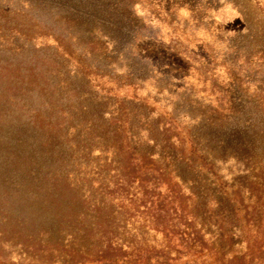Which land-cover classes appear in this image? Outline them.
Masks as SVG:
<instances>
[{
  "label": "trees",
  "instance_id": "16d2710c",
  "mask_svg": "<svg viewBox=\"0 0 264 264\" xmlns=\"http://www.w3.org/2000/svg\"><path fill=\"white\" fill-rule=\"evenodd\" d=\"M222 1L246 18L245 0L154 6L167 16L185 7L200 24ZM140 10L139 0H0V236L22 258L171 264L173 243L201 246L195 226L205 210L247 201L245 183H223V171L260 185L264 29L238 34L224 52L192 50L189 29L174 28L166 45ZM41 30L53 46L34 44ZM220 67L227 83L205 89L209 115L184 111L190 104L156 117L138 95L156 71L201 80ZM151 234L162 235L160 251L147 246Z\"/></svg>",
  "mask_w": 264,
  "mask_h": 264
},
{
  "label": "rangeland",
  "instance_id": "374dc122",
  "mask_svg": "<svg viewBox=\"0 0 264 264\" xmlns=\"http://www.w3.org/2000/svg\"><path fill=\"white\" fill-rule=\"evenodd\" d=\"M157 1L166 4L165 7H168V2L172 3V0H139L143 9L140 10V13L145 17L146 31L151 35L163 36L166 45L169 44L174 28L189 29L191 33L189 45L192 50L206 45L208 49L220 53L226 51L229 40L238 34L245 35L247 29H255L256 32L264 29V0H245L246 18L237 7L232 4H223L224 1H222V7L206 16L205 19L203 17L200 24H197L185 7L179 8L178 11L167 16L154 6ZM157 16L160 17L159 20ZM151 20L152 22H150ZM98 29L101 31V41H105L106 38L102 35L104 29ZM39 33L42 36L35 40L36 46L54 45L55 42L47 36L45 30H41ZM151 43L154 44L152 40L146 42L148 45ZM157 58L159 59V57L153 56V61L161 64L162 60L158 61ZM221 62L220 59L219 63ZM163 66L165 65L163 64ZM224 70L225 68L220 67L216 71V78L211 79L209 72L201 80L193 74L185 80L159 79L156 71L154 79L148 80L137 93L140 98L149 100L147 108L156 117L159 112L172 111L174 107L183 110L192 104L190 109L184 111H192L200 118L204 115L203 112L209 115L212 108L209 105L210 99L205 93V89L212 91L215 84L222 87L226 85ZM205 79H207L206 87L203 84ZM160 89L163 90L162 93H159ZM124 93L133 95L132 90H125ZM155 99L158 101L156 105L152 104ZM189 122L190 120L183 121L184 124ZM23 131L27 132V128H11L10 134L20 136ZM20 141L17 139V144H20ZM97 155L98 153L95 156ZM93 162L94 160L90 164L92 165ZM262 173L264 174V171ZM240 175L237 173V177L233 178L230 176V171H223L220 176L224 178L223 183L225 184H232L233 180L245 183L244 193L246 194L245 199H247L245 204L242 206L233 203L205 210L201 221H198L195 226L196 231L200 232L201 246L196 248L190 243L185 247L181 246L184 242L180 241L173 243L169 253L175 262L171 264H264V175L261 177L260 185H257V181L254 182L252 179L246 181L245 175H242L243 177ZM249 193L254 195L252 202L248 200ZM2 238L0 236V243L6 245L0 248V257H6L12 262L16 263L22 259L24 264H73L63 255H59L53 260L32 262L27 256L22 258L23 253L20 246L13 244L11 240ZM127 238L129 241L132 239ZM164 245V239L160 234H151L147 243L149 248L155 247L159 251Z\"/></svg>",
  "mask_w": 264,
  "mask_h": 264
}]
</instances>
